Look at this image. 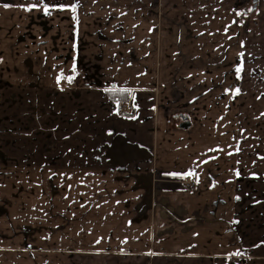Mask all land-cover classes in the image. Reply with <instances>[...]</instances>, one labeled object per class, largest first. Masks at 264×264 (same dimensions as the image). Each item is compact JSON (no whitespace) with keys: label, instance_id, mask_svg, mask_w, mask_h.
Masks as SVG:
<instances>
[{"label":"crops","instance_id":"1","mask_svg":"<svg viewBox=\"0 0 264 264\" xmlns=\"http://www.w3.org/2000/svg\"><path fill=\"white\" fill-rule=\"evenodd\" d=\"M240 8L0 0V264H264V214L241 211L252 185L264 203V4L257 32Z\"/></svg>","mask_w":264,"mask_h":264},{"label":"snow or ice","instance_id":"2","mask_svg":"<svg viewBox=\"0 0 264 264\" xmlns=\"http://www.w3.org/2000/svg\"><path fill=\"white\" fill-rule=\"evenodd\" d=\"M42 6V10H43V13L45 15H51V12H52V8L49 7L48 4H37V3H33V4H30L28 5L26 8H24L25 11H32L38 7H41ZM5 8H8L10 7V5L8 4H5L4 5ZM21 7H24L23 5H21ZM54 7H58V10H61V11H64V10H70L72 13H76L77 11V4L73 3V4H70L69 5H65V4H60L58 6H54ZM249 11H251V9H249ZM123 14V13H122ZM238 16L240 15H243V13H239L237 12L236 13ZM73 20H77V17L75 15H73ZM233 24L237 23L236 20H233L232 22ZM135 27V25H134ZM228 27H231V25H229ZM149 31H152V29H150ZM228 31V28H225V32ZM229 39H232L231 36L228 37ZM241 48L245 47L244 43L241 42ZM238 56L240 58V61H239V64L235 67V73H236V77L237 79H240L241 78V73L245 71V61H244V57H245V53L244 52H240L238 53ZM73 75H69V76H65L63 71H61L57 77H56V83L57 85H59L61 83V81L63 80H67V82L69 84H71L75 78H76V75H77V70H76V62H75V59L73 61V65H72V69H71ZM114 87L113 88H107V89H104V91L106 92H114ZM123 92H127L131 95L132 97V101H133V107L136 108L138 107V105H136L135 103V100H136V96H135V92L131 89H123L122 90V94ZM241 93V89L239 87L235 88V90L232 92V95L233 97L239 95ZM259 98V97H258ZM117 104V108H119V101L116 102ZM154 110V109H153ZM261 115H264V113H261ZM130 119H135L136 117L133 116V117H129ZM221 119H223V117H221ZM210 152H216V151H223V149H220V148H215V149H209ZM236 151L239 152L240 151V147H239V144H237L236 146ZM229 155H232L233 153H228ZM259 159L261 160H264V157H258ZM212 159H215V157H212ZM208 161H203V163H207ZM255 163V162H254ZM169 175H172V176H178L180 178H183V179H187L189 177H194L196 179V183H199V177L196 175V172L195 170H189L188 172H185V173H170ZM235 175L237 177L240 176V172L237 170L235 172ZM212 187H215V184L212 185ZM236 200H240L241 197L240 196H236L235 197ZM236 223H238V221H236ZM100 241L98 240L97 243H99ZM233 255H240L239 252L237 253H233Z\"/></svg>","mask_w":264,"mask_h":264},{"label":"rangeland","instance_id":"3","mask_svg":"<svg viewBox=\"0 0 264 264\" xmlns=\"http://www.w3.org/2000/svg\"><path fill=\"white\" fill-rule=\"evenodd\" d=\"M239 4L241 7L239 13H243V15H240V21L242 27L243 25H245L248 27V28L246 27L248 30H253L257 32L256 29L258 26V21L256 19L257 12L255 10L259 4H264V0H256V2H253V0H239ZM249 9H251V11H249ZM257 56L259 57V55ZM250 185H252V183H250ZM247 191L249 193L247 196L242 195V199H243L241 202L242 213L251 212V214H254L258 212V215L264 214V203L261 205V209L259 211H257L256 209L251 211V207L245 209L247 201L253 199L252 196H256V194L257 196H259L258 195L259 191H257V189L253 187V185L251 188L248 187ZM258 217H253V219H251V221L254 222L256 225L262 224V221L257 220Z\"/></svg>","mask_w":264,"mask_h":264},{"label":"built area","instance_id":"4","mask_svg":"<svg viewBox=\"0 0 264 264\" xmlns=\"http://www.w3.org/2000/svg\"><path fill=\"white\" fill-rule=\"evenodd\" d=\"M119 114L128 115L131 114L132 108L128 105L127 102L119 104ZM180 183L184 189H193L196 186V180L194 177H189L187 179L179 178Z\"/></svg>","mask_w":264,"mask_h":264},{"label":"trees","instance_id":"5","mask_svg":"<svg viewBox=\"0 0 264 264\" xmlns=\"http://www.w3.org/2000/svg\"><path fill=\"white\" fill-rule=\"evenodd\" d=\"M108 93L112 99H114L115 101H119V103L126 102L129 94L127 92H123L122 94V90H114V92Z\"/></svg>","mask_w":264,"mask_h":264},{"label":"water","instance_id":"6","mask_svg":"<svg viewBox=\"0 0 264 264\" xmlns=\"http://www.w3.org/2000/svg\"><path fill=\"white\" fill-rule=\"evenodd\" d=\"M253 2H256V0H253ZM189 125H190V124H189L188 122H185V123L181 124V127L186 128V127H188Z\"/></svg>","mask_w":264,"mask_h":264}]
</instances>
